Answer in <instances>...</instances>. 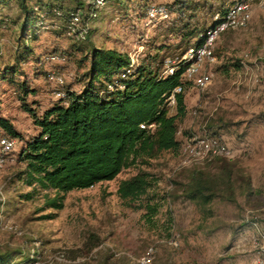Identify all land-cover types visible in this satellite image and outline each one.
<instances>
[{"label": "rangeland", "instance_id": "1", "mask_svg": "<svg viewBox=\"0 0 264 264\" xmlns=\"http://www.w3.org/2000/svg\"><path fill=\"white\" fill-rule=\"evenodd\" d=\"M37 0H28V4ZM174 0H107L88 21L82 42L66 34L61 20H43L29 51L17 64L13 81L0 77V117L19 133L13 151L0 164V252H10L5 264H138L148 247L151 264H264V2H253L245 27L220 35L215 60L202 70L211 82L198 89L184 83L185 115L177 122L181 146L163 151L146 163L139 160L112 180L56 196L23 173L19 153L38 133L27 108L36 115L56 103V89L80 91L92 46L137 53L139 62H152L163 73L166 63L179 64L196 33L206 29L231 0H190L184 14L147 23L148 3ZM71 5V0H64ZM23 13L15 0L0 5V71L15 65L23 50ZM66 57L48 61L52 51ZM87 52V53H85ZM59 72L63 87L47 79ZM25 82L27 94L19 88ZM175 114V104L169 108ZM219 136L230 155L192 161L183 154L194 135ZM0 135L10 136L1 126ZM139 170L149 173L147 192L135 201L122 200L118 184ZM203 172L211 185L210 198L185 197L191 175ZM155 206L150 213L144 206Z\"/></svg>", "mask_w": 264, "mask_h": 264}, {"label": "trees", "instance_id": "2", "mask_svg": "<svg viewBox=\"0 0 264 264\" xmlns=\"http://www.w3.org/2000/svg\"><path fill=\"white\" fill-rule=\"evenodd\" d=\"M9 1L0 0V5ZM15 1L23 13L20 36L24 38V48L15 65L0 71L1 78L11 81L17 73V64L27 57L28 40L38 35L44 19L58 17L63 26L59 32H62L66 30L71 12L86 9L83 0H71V5H65L64 0H37L30 4L28 0ZM189 1L162 3L170 14L168 19L174 13L184 14ZM149 4L142 11L144 15ZM226 10L212 25L224 16ZM206 29L196 33V43L202 40L199 35ZM49 54L66 57L63 52L55 50ZM86 59L85 83L80 91L64 89L66 104L58 98L40 116L27 108L39 130L25 141L19 159L25 163L23 173L30 181L56 192L50 200V205L55 208L62 207L64 194L68 191L112 180L122 169L138 160L146 163L163 151L177 153L181 146L176 134L177 122L186 112L183 100L185 82L181 79L183 66L180 65L172 74L164 75L152 68V62H139L137 57L132 63L129 53L97 46L91 47ZM18 86L24 94L30 91L25 82ZM178 86L182 87L181 91L174 92ZM173 92L176 113L169 114L171 104L168 98ZM0 126L9 137L19 136L5 118L0 117ZM205 135L224 142L217 135ZM220 157L224 156L211 159ZM149 185V173L139 170L119 182L117 194L122 200L135 201L146 194ZM211 188L203 172L196 171L186 185L185 197L206 202ZM144 206L150 213H155V206ZM10 256V252H0V264L8 262Z\"/></svg>", "mask_w": 264, "mask_h": 264}, {"label": "built area", "instance_id": "3", "mask_svg": "<svg viewBox=\"0 0 264 264\" xmlns=\"http://www.w3.org/2000/svg\"><path fill=\"white\" fill-rule=\"evenodd\" d=\"M86 9H77L70 13L66 24V34L76 40H84L88 34V21L97 16L105 4L106 0H83ZM253 2H264V0H232L224 16L214 25L208 27L200 33L202 40L192 44L187 48L181 57L179 64L166 63L163 70L164 75L172 74L180 65L184 67L181 77L198 89H204L211 82V74L202 70L204 62H213L215 60V45L220 35L226 31L245 27L251 19L250 6ZM57 15H60L57 13ZM170 16L167 7L162 3H150L145 10V19L147 23L163 21ZM219 17H217L218 19ZM131 62L137 60V53L130 54ZM48 61L59 60V56L50 54L46 57ZM47 79L63 87L64 79L59 72L51 70L47 73ZM182 87L178 86L174 92L181 91ZM174 92L168 98L169 104L175 103ZM55 95L63 99L66 104V93L62 89H56ZM142 126V125H141ZM15 139L9 136L0 137V164L7 160V156L13 151ZM230 149L217 137L207 135L192 136L183 147L184 156L192 161L210 160L215 156H229ZM262 238H264L262 236ZM154 255L152 247H148L144 254L139 258L138 264H151Z\"/></svg>", "mask_w": 264, "mask_h": 264}]
</instances>
